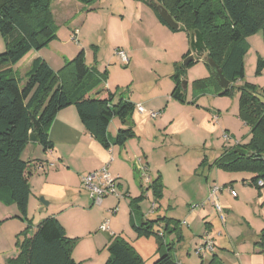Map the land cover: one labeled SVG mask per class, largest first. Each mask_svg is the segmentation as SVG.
<instances>
[{"label": "rangeland", "instance_id": "1", "mask_svg": "<svg viewBox=\"0 0 264 264\" xmlns=\"http://www.w3.org/2000/svg\"><path fill=\"white\" fill-rule=\"evenodd\" d=\"M69 1L73 0H50V25L56 39L40 51L42 60L56 72L63 66V61H70L84 49L87 63L97 64L105 73L99 89L106 85L113 92V104L128 99L134 104H142L147 111L159 112V116L151 119L134 112L129 120L135 137L122 151L121 162L117 160L110 170L114 177L119 174L115 182L119 200L107 196L102 204H94L80 185L78 191L67 196L65 202L69 209L61 210L64 206L60 204L45 207L40 198L47 200L37 197L22 220L15 205L0 204V264H7L11 253L16 252V239L23 238L21 234L28 224L34 229L52 214L63 220L70 234L67 236L76 239L71 251L76 264H103L107 251L101 246H88V234L97 233L99 226L108 219L116 234L122 230L126 236L132 234L130 201L142 192L145 198L138 204V209H133L137 216L147 214L154 201L148 186L157 175L163 190L157 201V213L150 217L163 215L164 220L181 223L189 216V227L181 225L184 246L171 253L174 264H205L213 253L217 254L220 264H239L241 256L242 264H256L245 247L235 248L239 254L237 259L231 243L241 236L264 230V195L250 185V173L226 172L216 162L223 153H232L236 145H246L250 141V127L238 117L239 89L244 84L253 85L257 97L264 101V71L255 73L257 58H264L262 31L245 37L244 78L231 86L232 96H220L214 83L204 90L194 87L196 81L211 76L207 62L195 54L194 59L201 61L189 68L182 67L183 56L190 51V38L184 31H170L157 19L149 5L150 1L157 0H95L89 4L73 2V5ZM118 49L126 53L127 65L116 54ZM4 51L5 44L0 35V53ZM28 57L29 54L16 70H24L23 64ZM178 72L182 73L181 81L186 83L182 91L183 102L171 97L172 77ZM122 126L118 118H113L109 132L113 135L116 128H124ZM224 133L230 141L223 138ZM136 172H139L138 179ZM242 178H249L247 186ZM214 187L221 190L214 196L212 204L208 195ZM77 197L84 201L79 204L80 209L74 207L79 202ZM38 205L41 210L37 209ZM195 205L200 208L188 215L190 207ZM112 209L116 210L114 216ZM206 223L211 225L209 230H206ZM156 232L157 227H154L153 233ZM205 234L212 240L213 250L200 257L195 251L203 243ZM125 235L122 238L127 241ZM169 236L175 239L174 235ZM151 239L157 240L156 235H151ZM164 242H167L166 237ZM260 264H264L263 259Z\"/></svg>", "mask_w": 264, "mask_h": 264}, {"label": "trees", "instance_id": "2", "mask_svg": "<svg viewBox=\"0 0 264 264\" xmlns=\"http://www.w3.org/2000/svg\"><path fill=\"white\" fill-rule=\"evenodd\" d=\"M75 1L89 4L95 0ZM49 3L50 0H0V35L5 44V51L0 53V202L6 206L15 205L20 220L27 216L30 198L27 164L21 159V154L29 142L30 133L38 137L44 149L52 147L48 131L60 110L74 106L86 131L105 149L123 147L135 137L133 129L126 126L117 131L113 141L108 139L107 129L111 120L118 118L122 125H126L135 106L126 99L111 104L113 95L104 90L96 93V97H90V93L103 82L105 73L86 66L83 50L70 61H64L56 72L44 60L35 59L25 74V84L21 85L22 80L12 66L30 51H39L56 39L50 25ZM154 4L163 7L180 24L177 31L186 32L188 37L198 35L206 50L205 60H213L229 82L227 89L221 88L208 66L211 76L196 81L194 87L204 90L208 84L214 83L220 96H232L231 86L244 78L245 37L262 31L264 42V0L150 1L157 19L168 28ZM187 56L189 51L183 59ZM193 65L182 64V67ZM262 71L264 58L258 57L255 73L258 75ZM181 74L178 72L172 77L174 89L171 97L183 102ZM255 91V86L250 84L239 89L238 117L250 127L249 143L236 145L232 153H223L216 164L226 172L252 174L250 185L260 192L264 191V101L257 97ZM259 180L263 182L262 186H258ZM148 190L157 203L163 190L160 176L151 181ZM144 198L142 193L132 199L130 208H136ZM159 221L148 220L136 225L130 220V225L138 236L148 237L154 234L153 228ZM178 226V222L167 221L162 235L156 233L158 246L163 247L164 252L152 264H174L171 245L164 242V237L177 235ZM21 235L23 238H17L15 242L16 256L9 258L7 264H76L71 256L76 239L66 235L55 217L44 218L34 229L28 224ZM254 246L264 252V230ZM107 252L104 264H144L135 250L119 237L114 238ZM210 264H215L214 256Z\"/></svg>", "mask_w": 264, "mask_h": 264}, {"label": "crops", "instance_id": "3", "mask_svg": "<svg viewBox=\"0 0 264 264\" xmlns=\"http://www.w3.org/2000/svg\"><path fill=\"white\" fill-rule=\"evenodd\" d=\"M73 2H75L76 4H81L75 0L69 1V4L73 5L74 4ZM192 35L189 37L190 40L187 39L188 43L190 42L189 43V46H190L189 55H195L194 50L197 48V46H195L194 42L192 41ZM187 37H188V35H187ZM41 50L30 51L28 53L30 55V57H28V59L23 64V66H24L23 71H19V69L16 70V66L28 54L20 62H18L14 66H12V70L20 76V78L22 80V83H21L22 86L26 82L25 74L30 69L32 62L37 58L43 59L41 54H40ZM82 50L84 51V54H85L86 66L90 69L96 70L99 73H104L100 70V68L97 64L89 65L87 63V52L84 49H82ZM202 58L204 59V55L202 56ZM197 61H201V60H197ZM94 63H96V60H94ZM46 64L49 66V64L47 62H46ZM63 64H64V61H63ZM52 70L55 71L54 69H52ZM103 82H104V80H103ZM103 82H101V84ZM101 84H99L90 93V97L94 98L97 96L96 93H98V92L102 93V91L104 90V91H107L110 94H112L113 99H114L115 96H114L113 92L109 88H107L106 85L99 89ZM113 99H112L111 104H113ZM126 100H128V99H126ZM128 101L131 102L130 100H128ZM131 103L134 106L141 105L143 107V105L140 103H138V104H134L133 102H131ZM134 112H136L137 114H139L141 116L143 115V114L138 113L136 111V109H134ZM130 118H129V120H130ZM131 123H132V121H131ZM128 124H129V121L126 125H123L122 127L125 128L126 126H129ZM109 125H110V123H109ZM119 129H122V128L117 127L114 134L111 135V133L109 132V126H108L107 136H108V139L110 141H113V139L115 138L116 133ZM134 134H135V132H134ZM225 134L227 135V133H224V135ZM48 141L52 145V147L50 149H44L39 144V142H36V143L35 142H28L24 151L21 154V159L27 164L28 184H29V189H30V198H29V202H28V207L30 206V204H32L33 199L35 200L37 197H44V199L47 200V202H46L47 204H44L42 202L45 205V207H49V206L57 207L60 204V205L64 206V208H61V210L62 209L67 210V209H69L68 203L65 201L67 200L68 195L72 194L73 192L78 191L80 185H81L82 190L87 191L85 188L83 189L82 181H81L82 177L86 174L99 171L106 163H109V171H110L111 167L116 163L117 160L121 162V160H120L121 159V153L123 150H125V147H126L129 140L125 143V145L123 147L111 146L109 149L103 148L100 145V143L97 140H95L86 131V129L84 128L83 124L80 121V118L77 114L75 107L70 106V107H67L65 109L60 110L56 114L54 120L52 121L50 129L48 131ZM228 141H230L229 136H228ZM115 175L117 176L115 178L118 179L119 174L117 173ZM138 176H139V172H136L135 177L137 179H138ZM157 177H158V175H157ZM157 177H155V178H157ZM252 177H253V175L251 174L250 179L249 178H242L243 183L246 185L251 180ZM248 179H249V181H248ZM139 187L141 188V184H139ZM231 188L232 187H230V189ZM261 193H263V195H264L263 191H261ZM81 194L82 193L79 192V195H81ZM141 194H142V192L139 194V196ZM111 197H114L117 200H119V197H116V196H111ZM77 198L79 199V202L76 203L75 204L76 206H74V207H77L80 209L81 206H79V204H81L84 201L80 200L79 197H77ZM41 199L42 198H40V201H41ZM0 204H2V203L0 202ZM138 204L136 206L137 209H138ZM34 205H36V202L34 203ZM11 206H14V205H10V207ZM158 207H159V205H158V203H156L157 209L155 210V212L153 214H142V213H140V215L137 216V212L134 209H131L130 204H129V208H130V210H129L130 211L129 223L131 220L136 225H140L141 222H145L148 220H154L155 221V220L159 219L160 220L159 224L155 226V227H157L156 233L162 232L164 229V226L167 222V220H163V221L161 220V219H164V216L159 215L156 218L150 217L152 215L153 216L156 215ZM41 208L42 207L40 205H38L37 209L41 210ZM72 208L73 207L71 206V209ZM197 208H200V207H198L196 205L194 208L190 207V209L188 211V215L194 214V212H195L194 210ZM1 210L2 209L0 207V211ZM27 210H28V208H27ZM115 214H116V210H115V213L111 214V215L114 216ZM53 215H55V214H52V217H55L60 222V224L62 225V227L64 228V230L66 232V235H68L69 233H67V229L65 228L66 226H65V223L63 222V220H61L60 217H56ZM188 218H189V216H186L185 219L181 223H179L176 220H173L175 222H178L179 226L177 229V231H178L177 235H176V233L170 234V235H174L173 237L176 236L174 240L171 239V237L169 235H166L167 244L168 245L170 244L171 248H172L171 253L176 248L180 249V248H183V246H184V240H183V237L181 234V225L182 226L185 225V226L189 227V224L187 222ZM108 221H109L108 222V226H109L108 232H102L98 228L97 233H94L93 235L88 234L89 235L88 239H86V240H89L88 246H94V247L101 246L102 248H104L107 251V247L110 245L112 239L116 238L117 235L120 238H122L123 235H125L124 230H122L120 234H116V232H114L115 230L114 231L111 230L113 228L110 227V219H108ZM183 223H185V224H183ZM205 226H206V230H209L211 227V225L209 223H206ZM130 227H131V225H130ZM171 228H172V226L169 225V229H171ZM80 229H82V227ZM131 230H132V228H131ZM131 232H132V234H128V236L125 235V237L128 239L126 242L135 250V252L140 257L143 258L144 264H152L164 252V248L158 246V238H157L158 236L156 234H152V235H156L157 240L151 239V235L148 237H144V236H138L133 230ZM259 235H260V233L255 234V232H252L251 235L245 236V237L241 236L239 238V240L231 243L232 252L237 257V259L239 258V254H237L235 252V248L241 249V248L245 247V249L249 250V253L252 255L251 257L253 259V263L260 264L261 259H263V261H264V252H261L259 249L255 248V246H254V242L257 241ZM122 239L124 240V238H122ZM172 244H174V246H172ZM250 246H251V248H250ZM11 254H12V256L9 258H13L16 256V252L14 254L13 253H11ZM107 254H108V252H107ZM213 256L215 257V264H220L217 262V258H216L217 254L216 253H213L211 258L208 261H206L205 264H210V261L213 258ZM241 257L238 260L239 264H242L241 263ZM107 258H108V256H107Z\"/></svg>", "mask_w": 264, "mask_h": 264}, {"label": "built area", "instance_id": "4", "mask_svg": "<svg viewBox=\"0 0 264 264\" xmlns=\"http://www.w3.org/2000/svg\"><path fill=\"white\" fill-rule=\"evenodd\" d=\"M116 54L118 55V57L120 58L121 62L124 65H127L129 63V59L126 53H124L122 50H117ZM135 109L138 113L143 115H148L151 119H156L159 116V112L147 111L141 105L135 106ZM223 138L226 141H228V136L226 134L223 136ZM116 180L117 178L112 176L109 171V163H106L99 171L86 174L81 179L83 188H85L89 192L90 198L94 204H101L102 200L107 196L119 197V195L116 192V185H115ZM262 185L263 182L259 180L258 186H262ZM219 190L221 189L217 187H214L209 190L208 201H210L212 204H214V196ZM230 192L231 195L234 196V192L231 189ZM156 209H157L156 203L153 201L151 203L150 210L147 214H153ZM216 210L220 212L219 207H216ZM114 213H115V209L111 210V214ZM108 222L109 221L106 220L104 223H102L99 226V230L102 232H108L109 231ZM158 235L161 236L162 233L159 232ZM202 240H203L202 245L195 251L196 255L200 257H202L206 251L213 250V242L212 240H209L207 238L206 234L203 236Z\"/></svg>", "mask_w": 264, "mask_h": 264}, {"label": "water", "instance_id": "5", "mask_svg": "<svg viewBox=\"0 0 264 264\" xmlns=\"http://www.w3.org/2000/svg\"><path fill=\"white\" fill-rule=\"evenodd\" d=\"M154 6L156 5L154 4ZM156 9L158 11V14L161 20L168 26V28L174 31H177L179 29V24L176 23L172 19V17L168 14V12L163 7L156 6ZM192 41L194 42L195 46H197V48L194 50L195 54H198L200 57L204 55V58H205L206 50L203 47V45L200 43L199 37L197 34L192 35ZM195 62L196 60L194 59L193 55H189L184 59L183 66H188L190 63H195ZM206 62H207V65L211 68L212 75L215 78L216 82L221 86V88L227 89L229 87V82L223 77L219 67L211 59H207ZM185 88H186V83L182 82V89L185 90ZM29 142H35V143L38 142V137L34 135L33 133H30ZM41 202H43L44 204H47L45 201H43V199H41Z\"/></svg>", "mask_w": 264, "mask_h": 264}]
</instances>
